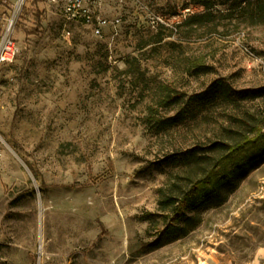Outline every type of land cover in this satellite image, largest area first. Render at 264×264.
Masks as SVG:
<instances>
[{"label": "rangeland", "instance_id": "obj_1", "mask_svg": "<svg viewBox=\"0 0 264 264\" xmlns=\"http://www.w3.org/2000/svg\"><path fill=\"white\" fill-rule=\"evenodd\" d=\"M17 3L0 0V41ZM62 3L27 0L9 31L19 54L0 65V264L251 262L264 161L173 241L159 189L182 194L187 152L261 111L237 93L264 87V0H84L119 20L101 36ZM258 151L264 135L222 169Z\"/></svg>", "mask_w": 264, "mask_h": 264}, {"label": "trees", "instance_id": "obj_2", "mask_svg": "<svg viewBox=\"0 0 264 264\" xmlns=\"http://www.w3.org/2000/svg\"><path fill=\"white\" fill-rule=\"evenodd\" d=\"M201 5L205 8L209 7L207 4ZM161 39L162 36L159 40ZM219 88L222 93L225 92L223 86ZM237 94L238 97L252 104L262 102L261 111L257 108L249 109L245 117L238 114L235 118L236 125L233 130H229L230 138L211 143L207 153L198 155L194 151L187 152L185 162L187 184L182 194H177L174 190L178 184L172 185L170 189H159V210L164 212L167 208H171L169 215L174 217L173 222L166 229L170 241L188 236L202 222L200 209H208L224 203L227 195L237 189L239 180L245 178L264 161V152L258 151L246 161L235 164L232 169L227 171L222 169L224 161L229 156L250 147L264 135L259 128L260 125H264V87L246 89ZM178 179H181L180 176ZM226 186L228 191L223 196L222 189ZM182 207L186 212L179 214ZM143 219L153 221V214H147Z\"/></svg>", "mask_w": 264, "mask_h": 264}, {"label": "built area", "instance_id": "obj_3", "mask_svg": "<svg viewBox=\"0 0 264 264\" xmlns=\"http://www.w3.org/2000/svg\"><path fill=\"white\" fill-rule=\"evenodd\" d=\"M56 1V0H53ZM26 0H18L19 4L18 12L16 14L15 7L13 16L8 24L5 34L0 41V65L9 64L19 54L18 45L11 39L9 35L10 28L15 17L18 15L20 7ZM62 14L66 21L77 22L88 25L92 28L93 34L96 36L102 35V30L109 24L118 23L119 20L109 21L107 18L96 16L94 17L89 10L84 9V0H63L62 3ZM160 21V19H158Z\"/></svg>", "mask_w": 264, "mask_h": 264}, {"label": "crops", "instance_id": "obj_4", "mask_svg": "<svg viewBox=\"0 0 264 264\" xmlns=\"http://www.w3.org/2000/svg\"><path fill=\"white\" fill-rule=\"evenodd\" d=\"M261 260H264V248L260 247L256 251L255 259H252L248 264H261Z\"/></svg>", "mask_w": 264, "mask_h": 264}, {"label": "bare ground", "instance_id": "obj_5", "mask_svg": "<svg viewBox=\"0 0 264 264\" xmlns=\"http://www.w3.org/2000/svg\"><path fill=\"white\" fill-rule=\"evenodd\" d=\"M18 8H19V4L17 5V8H16V14H17V12H18Z\"/></svg>", "mask_w": 264, "mask_h": 264}]
</instances>
